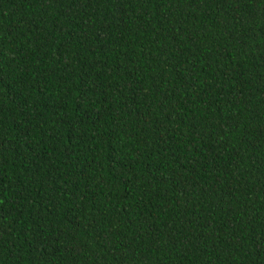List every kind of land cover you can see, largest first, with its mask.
I'll return each mask as SVG.
<instances>
[{
    "label": "trees",
    "instance_id": "1",
    "mask_svg": "<svg viewBox=\"0 0 264 264\" xmlns=\"http://www.w3.org/2000/svg\"><path fill=\"white\" fill-rule=\"evenodd\" d=\"M0 264H264V0H0Z\"/></svg>",
    "mask_w": 264,
    "mask_h": 264
}]
</instances>
